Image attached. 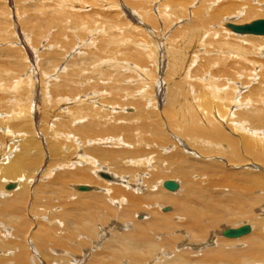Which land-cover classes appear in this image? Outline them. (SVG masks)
Segmentation results:
<instances>
[{
    "label": "bare ground",
    "instance_id": "6f19581e",
    "mask_svg": "<svg viewBox=\"0 0 264 264\" xmlns=\"http://www.w3.org/2000/svg\"><path fill=\"white\" fill-rule=\"evenodd\" d=\"M4 1L0 6L7 13L12 11L7 2L17 9L22 2L27 3L26 0ZM30 1L32 12H36V15L30 14V18L37 20L33 28L41 34V40H45L47 32L52 31L50 38L76 37L77 45L70 47L69 41L64 49L69 46L71 51L57 50L48 60L44 59L43 64L39 63L46 68L42 70L46 72L42 80L34 69L29 75L33 94L30 101L34 103L32 112L35 111L36 123L40 121L42 104H58L59 108L54 113L45 110L49 117L63 115L56 119L53 128L48 125L47 145H44V134H39L37 124L36 127L33 124L31 128L27 127L25 118L13 115L16 111L7 106L8 113L12 109L10 119L16 116L17 119L11 126L9 123L7 126L1 124L3 127L0 129L8 133L12 127L27 137L20 141L21 146L16 147V154L3 165L0 175V180L5 179L0 185V197L2 194L10 196L0 201V248L9 253L8 259L0 264H44L41 259L48 264H264V80L260 79V86L263 85L259 86L260 90L246 89L245 95H241L243 87L237 82L252 83L258 77L256 71H260L257 67L264 69V58H260V55L264 57V35L238 34L228 27V23L245 24L247 19L242 20L243 13L246 18L259 13L263 15L264 0H168L170 7L166 5L167 10L163 9L165 4H157L155 0L150 1L151 5L148 0L138 1L135 9L126 4L133 2L123 0L124 16L132 22L125 21L124 26L128 29L120 34L119 30L123 29H118L119 24L111 20L108 26L110 33L106 31L110 36L106 39L97 36L101 29L96 28V23L88 22L86 16L93 14L82 11L86 6L93 3L100 6L99 3L107 0ZM119 1L108 0L107 3L115 6L120 4ZM214 2L224 3L209 11ZM77 4L80 6L76 7ZM17 9L12 11L15 16ZM154 10L158 20L163 19V22L174 19L172 22L178 24L187 20L185 26L181 23L182 29L176 30L175 38L179 37V40L172 41L170 36L166 37L165 31L158 33V29L155 31L147 23V19L155 18ZM94 14L96 21L99 18L97 13ZM258 19H264V15ZM94 25L96 27H92ZM18 29L20 41L25 45L28 36L22 34L21 27ZM221 29H225L228 35ZM130 33L144 35V39L149 34L156 39L155 43H146L147 48L153 51L151 47H155L157 51L153 55L157 72L155 69L154 76L151 77V72L145 76L150 78L149 82L141 83L139 78L134 81L132 74L135 72L129 70L132 66L128 62L120 64L119 57H105L110 50H120L117 46L119 40L127 39ZM219 34L230 38L215 40ZM211 36L215 41L210 39ZM132 37L125 41V49L136 41L135 36ZM231 39L240 43H232ZM66 40L58 41L66 43ZM93 43L97 45V51L84 54L87 56L85 61L88 66L94 65L91 67L99 71L103 81L99 83L101 90L83 91L82 88L89 84L86 81L81 83L84 81L81 79L98 75L82 73L81 69L87 67L83 68L81 64L85 57L72 59V70L68 69L63 75L60 72L68 56L79 50V45L90 47ZM27 44L28 56L32 60L37 59L38 46L34 48ZM136 44L141 45L139 41ZM199 51L222 53L228 57L219 58L223 63L236 55V62L230 60V64H233L237 75L235 80H223L226 83L223 85L220 75L219 83H213L216 78L209 76L212 80L207 79V83L213 90L206 92L197 88L203 97L195 101L197 96L193 98L189 93L195 89H191L196 84L192 81L200 79V76H195L199 75L198 69L192 67L198 55L203 57ZM139 53L133 50L131 54L139 56ZM207 60L202 59V62L206 64ZM104 63H108L109 68L99 70ZM142 64V68L134 66L143 71L147 67H144L146 63ZM165 67L168 78H160L157 73L165 71ZM57 77L60 80L53 81ZM38 80L42 86L37 85ZM126 82L136 83L130 87ZM14 84L10 85L12 89L17 88ZM237 87L239 96H234ZM109 89L113 92L110 93ZM73 91L75 93L70 95ZM108 93L117 96L116 101ZM42 98L44 102L41 104ZM131 101L136 107L129 113L127 107ZM72 103L79 105L65 111ZM239 106L241 109L236 111ZM234 130L239 132L236 134L232 132ZM22 135L18 134V137ZM220 159L233 167L230 169L233 173L237 171V181L227 190L219 181L223 176L219 171ZM169 177L177 178L176 190L165 188ZM40 181L42 183L37 184ZM9 184H13V188L9 189ZM82 186L87 189H80ZM69 203L72 206H68ZM59 205L62 206L60 211ZM39 206L56 208L53 216L58 213L62 218L58 224L49 221L40 227L35 225L31 235L29 220L34 219L32 216ZM26 216L28 218L25 219ZM246 216L248 221L243 225L229 226L234 219L245 220ZM250 222L256 226L253 233ZM244 225L250 226L249 233L239 237L225 236L229 228ZM114 231L116 234L109 238ZM7 233L11 238L3 239ZM28 241H31V246Z\"/></svg>",
    "mask_w": 264,
    "mask_h": 264
},
{
    "label": "rangeland",
    "instance_id": "374dc122",
    "mask_svg": "<svg viewBox=\"0 0 264 264\" xmlns=\"http://www.w3.org/2000/svg\"><path fill=\"white\" fill-rule=\"evenodd\" d=\"M24 1V0H23ZM34 1V0H33ZM125 1V0H124ZM131 2H133V3H126L127 4V6H131L133 9H135V4L138 2V1H141V0H130ZM150 1L151 0H148V2H149V5H151L150 4ZM156 2H158L157 4H165L164 6H163V9L165 10L166 9V5H168L169 3H168V0H155ZM161 1V2H160ZM5 1L4 0H0V4H2V3H4ZM6 2H7V0H6ZM25 2V1H24ZM26 2L27 3H23L22 2V5H20L19 7H18V9L16 8V7H12V5H9V3L7 2V4H8V7L9 8H11V10L13 11V10H15V9H17L18 11H17V15L19 16V17H17V15L15 16L14 15V13L15 12H12V11H10L9 10V13H7L6 12V10L5 9H3V7H1L0 6V126H2V125H5V126H7V125H9L10 124V126L13 124V122L17 119L16 117L17 116H19L20 115V117L22 116V117H24L25 119L24 120H26V122H27V127L29 126V128H31L32 127V124H33V126L35 125V124H37V130H38V132H39V134L40 135H42V134H44L43 136H44V145H47V137L49 136V131H47V127H48V125H49V127H51V128H53L55 125H56V119L57 118H60V117H62L63 115H55V116H52V117H49L47 114H45L46 112H45V110H47V111H51V113H54V112H56L57 111V108H59L58 107V104L56 105V104H47V106L46 105H43L42 103L44 102L43 100H44V98H45V96H44V94H43V97L44 98H42V100H41V104L43 105H41V107H42V109H41V111H40V121H39V123H36V117H35V111L34 112H32V109H33V104L34 103H32L31 101H30V99H31V97H32V84L31 83H29L30 82V80H29V75L31 76L32 75V73H33V71H32V69H34L35 71H36V74H39L40 76H41V80H42V77L44 76V73H46V72H42V70H45L46 68H45V66H43V65H39V63L40 64H43V62H44V59H46V60H48L49 59V56L51 55L52 56V54H54V52H56L57 50H59V51H62V52H66L67 50L68 51H71V49L69 48V46L70 47H72L71 45H73V44H75L76 42H75V40H77V38L75 37V39L74 38H72V36H68V35H63L64 37H66L65 39L64 38H62V36H59V38H56V37H58V36H56L55 38H50L51 36V32L52 31H50V32H47V36H44V38H45V40H41V34H38L37 33V31H36V29L35 28H33V25H34V23H37V20L36 19H31L30 18V14H35L36 15V12L35 11H33L32 12V10H31V8H33L32 6H30V4L28 3V2H31L30 0H26ZM107 2H108V0H107ZM99 3L100 4V6H95V3H93V4H91L90 6H86L83 10H85V11H82V13H91V14H93V15H88V16H86V18H87V20H88V22H93L94 24L96 23V25H97V27L94 25V26H92V27H96V28H100L101 29V34H100V32H98L99 34H97V36L98 37H103L104 39H106V37L107 38H109V36H110V29H108V28H110V27H108V26H110V21L111 20H114V21H116L119 25H118V29L119 28H122L123 30H119V33L121 34V32L122 31H125V30H127L128 29V27H126V26H124L125 24H126V22L125 21H129V19L127 18V16L125 15L124 16V11H122L123 10V8H122V6H124L125 4H123V0H120L119 1V5H118V3H116L117 4V6H116V4H114L115 6H116V8H115V6H111V5H109L108 3ZM112 2V1H111ZM154 2V1H153ZM164 2V3H163ZM167 4H166V3ZM141 3V2H140ZM155 3V2H154ZM216 5H215V4ZM213 3V6H211V8H210V10L209 11H214L213 9L214 8H216L218 5H219V3L220 2H214ZM221 3H224V2H221ZM220 3V4H221ZM27 4H29V5H27ZM80 4V3H79ZM79 4H77L76 5V7H78V6H80ZM191 4H193V2L191 3ZM98 5V4H97ZM102 5H103V7H102ZM109 5V6H108ZM222 5V4H221ZM224 5V4H223ZM120 6V7H119ZM105 7H107V8H105ZM110 9H109V8ZM114 7V8H113ZM158 7V6H157ZM168 7H170V5H168ZM177 7V6H176ZM92 8H94V9H92ZM113 8V9H112ZM195 8V7H194ZM100 9V10H99ZM107 9V10H106ZM174 9H176L175 7H174ZM91 10H93V11H91ZM96 10V11H95ZM102 10V11H101ZM113 10H115V12L113 11ZM131 10V9H130ZM167 10V9H166ZM19 12V13H18ZM97 13L96 15L98 16L97 17V19L98 20H96L95 21V19H94V17H96L95 16V14L94 13ZM121 12H123V13H121ZM140 12V11H139ZM154 12H155V10H154ZM169 12V11H168ZM107 15H106V14ZM141 14H143L142 12H140ZM22 14V15H21ZM155 14H156V16H155V18L153 19V18H151V19H147L149 22H147L149 25H151L153 28H154V30L156 31L157 29L159 30H157L156 32H158V33H164L163 31H165V33H166V37L168 38L169 36L171 37V39H172V41H175V40H179L180 38L178 37H176L175 38V36H176V30H179V29H182V28H180V27H184L185 26V24H184V22H186L187 20H182V21H180L178 24L176 23V22H172L174 19H168V21L167 22H163L164 20L163 19H161V21L160 20H158L159 18H158V16H157V13L155 12ZM262 14V13H261ZM260 13L259 14H256V15H249V16H247V18H246V16L244 15V13H243V15H242V20H245V19H247L246 21H245V23L246 22H251V21H253V20H255V19H258V18H262V16L264 15H261ZM120 15V16H119ZM10 16H12V17H10ZM106 16V17H105ZM143 16V15H142ZM7 17V18H6ZM22 17V18H21ZM108 17V18H107ZM104 18V19H103ZM16 19V20H15ZM19 19H21V20H19ZM94 19V20H93ZM102 19V20H101ZM125 19V20H124ZM144 19V18H143ZM146 19V18H145ZM156 19V20H155ZM104 20H106V21H104ZM121 20V21H120ZM153 20V21H152ZM171 20V21H170ZM223 20V19H222ZM97 21H98V23H97ZM14 22H15V24H14ZM23 22V23H22ZM130 23L132 22V21H129ZM169 22V23H168ZM31 23V24H30ZM101 23V24H100ZM105 23V24H104ZM145 23H146V20H145ZM162 25H161V24ZM181 23H183V25L184 26H181L182 24ZM25 26H23V25ZM41 24H43L42 22H41ZM100 24V25H99ZM109 24V25H108ZM135 25H139V23H134ZM26 25H28V26H26ZM102 25V26H101ZM175 25H177V26H175ZM18 26L19 27H21L22 29H21V31H22V34H24L25 36H28V37H26V38H28L27 40H26V38H25V43L28 45V46H30V47H37V59H34L33 58V60L30 58V56H28L29 55V53L27 52V50L25 49V45H23L22 44V42L20 41V32H18L19 31V29H18ZM105 26V27H104ZM124 26V27H123ZM139 26H141V25H139ZM161 26H162V28H161ZM172 27V29H171V27ZM174 26V27H173ZM179 26V27H178ZM16 27V28H15ZM126 27V28H125ZM167 29H166V28ZM105 28H107V29H105ZM160 28H161V30H160ZM35 29V30H34ZM99 29V30H100ZM166 30H167V32H166ZM170 30V31H169ZM175 30V31H174ZM225 30V29H224ZM224 30H222L221 29V32L222 33H224L225 31ZM103 31V32H102ZM109 32V33H107V32ZM133 32H137V31H135V30H132ZM17 32V33H16ZM105 32V33H104ZM170 33V34H169ZM175 33V34H174ZM236 33V32H235ZM120 34H118L119 36H120ZM128 34V33H127ZM134 33H130V35L128 36L127 35V39H124V40H119V42H118V44H117V46L119 47V48H121L120 50H112V52H106V59L107 58H109V56H112V57H114V56H116V57H119L118 58V63H120V64H122L123 62H128L131 66H132V68H130L129 70H131V72H132V70H134V74H132V77H134L133 78V80L135 81V80H138V78L139 79H141L142 80V82L141 83H143L144 81H146V82H149V79L150 78H146L145 76H148V72H149V74H150V72L152 73V74H150L151 75V77L152 76H154L155 74L153 73V70L155 71V69H156V72H157V67H156V64H157V62H156V58H155V56L153 57V55H154V53H156L157 51H156V49H155V47H151V48H153L154 50V52L152 51V50H150L149 48H147L146 47V43H149L150 44V42H152V43H155V41H156V39H153L154 38V36H152V35H150L151 36V38L149 39V34H147L148 36H146V39H144V35H142V36H136V35H133ZM224 34H227L226 32L224 33ZM224 34H219V36H215L217 39H215L214 38V36H211L210 37V39L211 40H213V41H215V40H223V39H225V40H228L227 39V35H224ZM30 35V36H29ZM96 35V34H95ZM94 35V36H95ZM173 35V36H172ZM178 35V34H177ZM223 35V36H222ZM232 35V34H231ZM252 35V34H251ZM13 36V37H12ZM97 36H95V37H97ZM130 36L132 37V36H135V39H136V41L138 42H140V44L141 45H138V44H136V41H134V42H132V47L133 46H135V49L134 48H132V47H129V49H125V48H127V46H125L126 45V43H125V41L126 40H128V38H130ZM233 36V35H232ZM232 36H231V38H232ZM173 37V38H172ZM218 37H219V39H218ZM224 37V38H223ZM22 38V37H21ZM31 38V39H30ZM91 38H93V37H91ZM119 38V37H118ZM133 38V37H132ZM139 38V39H138ZM228 38H230V37H228ZM8 39H9V41H11V42H9L8 41ZM19 39V40H18ZM62 39L63 40H66V43H61L60 41H58V40H61L62 41ZM79 39H81V37L79 38ZM131 39V38H130ZM144 39V40H143ZM215 39V40H214ZM233 39H234V37H233ZM41 40V41H40ZM48 40V41H47ZM133 40V39H132ZM43 41H45V43L43 42ZM70 41V45L68 46V48H66V49H64L65 48V44H67L68 42ZM144 41V42H143ZM145 41H148V42H145ZM232 43H238L239 41H233L232 39L230 40ZM10 44H9V43ZM14 42H16V43H14ZM51 42V43H50ZM57 42V43H56ZM141 42H143V45H142V43ZM37 43H39V44H37ZM92 43V42H91ZM145 43V44H144ZM166 43V42H165ZM240 43V42H239ZM1 44H2V46H1ZM6 44V45H5ZM19 44V45H18ZM43 44H44V46H43ZM247 44V43H246ZM5 45V46H4ZM18 47H17V46ZM59 47H58V46ZM77 45V43L75 44V45H73V46H76ZM127 45H128V43H127ZM241 45V44H240ZM41 46H42V48H41ZM97 45L96 44H94L93 43V45L92 46H90V47H88V45H85V46H81L80 47V45L78 46V48L77 49H79V50H77L75 53H73L72 55H69L68 56V58H67V60H65V62L64 61H62V63L64 62L65 63V67L63 68V69H61V71L62 72H60V73H62L61 75H63V73L65 72V71H67L68 69L69 70H72V62H73V60L72 59H76L77 57L78 58H83V57H85L82 61H81V64H82V66H83V68L85 67V66H87V67H85L84 69H81V71H82V73L84 72V74H86V75H89V74H98L97 76H92L91 77V75H89L88 76V78H83V79H81V80H84L83 82H81V83H84L85 81H86V83L87 84H89L91 87H89V85H88V87H84V88H82L83 89V91H91V90H97V91H99V90H101L100 89V86H99V83L100 82H102L103 80H101V76L99 75V71L98 70H94L92 67L94 66H88L86 63V57L87 56H85L86 54H91L90 52H93V51H97L96 50V47ZM151 46H152V44H151ZM170 46H171V44H170ZM40 47V48H39ZM56 47H58V48H56ZM95 47V48H94ZM172 47V46H171ZM234 47H236V45L234 46ZM44 48V49H43ZM56 48V49H55ZM60 48H61V50H60ZM131 48V49H130ZM173 48V47H172ZM208 47H206L205 48V50L207 49ZM40 49V50H39ZM2 50H3V52H2ZM39 50V51H38ZM42 50V51H41ZM85 50V51H84ZM91 50H93V51H91ZM135 51V50H137V51H139L140 53V55L139 56H135V54H131L132 53V51ZM22 51V52H21ZM44 51H45V53H44ZM51 51V52H50ZM53 51V52H52ZM79 51V52H78ZM118 51H121V53L119 54V52ZM144 51V52H143ZM148 51V52H147ZM149 51H152V52H149ZM202 51V50H201ZM1 52L3 53V54H1ZM6 52V53H5ZM26 52V53H25ZM146 52V53H145ZM200 52V51H199ZM204 52L205 51H203V52H200V54L203 56V57H201L200 55H198L197 57L201 60H198V58H197V60H196V63L195 64H193V66L192 67H195V68H197L198 70H196L197 71V74H199V75H195L196 77L197 76H200V79H197V82L196 81H192V79H191V81L193 82V83H196L195 85H192L191 86V89H192V87H194L195 89H194V92L192 93V92H190L189 93V95H191L193 98H195V96H197V98L195 99V101H197L198 100V98H200V97H203L202 96V94L200 93V91H202V90H206V92H210V91H212L213 90V88H212V85H210L209 86V82L207 83V81H209V80H207V79H210V81L212 80L211 78L212 77H214V79L215 80H212L213 81V83L215 82H218L219 83V77L221 76L222 77V79H221V81L220 82H222V84L221 85H223L225 82L223 81V80H227L228 78H231L232 80H235L236 79V70H234V67H233V64H230L231 63V61L230 60H232V61H234L235 59V57H236V55H234V57L233 58H231L227 63H223L222 61L220 62V60H222V59H219V58H228L227 56H225V55H223L222 53H217V52H214V51H209V54H207L206 52H205V54H206V57L204 56ZM23 53H25V54H23ZM50 53V54H49ZM153 53V54H152ZM213 53V54H212ZM6 54V55H5ZM47 54H48V56H47ZM85 54V55H84ZM112 54V55H111ZM144 54V55H143ZM148 54V55H147ZM4 55V56H3ZM27 55V56H26ZM46 55V56H45ZM208 55V56H207ZM210 55V56H209ZM218 55H220V56H218ZM254 55V54H253ZM3 56V57H2ZM38 56H39V60H38ZM45 56V57H44ZM83 56V57H82ZM224 56V57H223ZM41 57H43V58H41ZM48 57V58H47ZM102 57H104V56H102ZM207 57H208V59H210L209 57H212L210 60H207ZM41 58V59H40ZM115 58V57H114ZM260 58H264L263 56H261L260 55ZM23 59V60H22ZM104 59V58H103ZM146 59H147V61H146ZM202 59H204V60H207V62H206V64L204 63V61L202 62ZM214 59V60H213ZM97 60V59H96ZM33 61H34V63H33ZM40 61V62H39ZM209 61V62H208ZM32 62V63H31ZM38 62V63H37ZM198 62L200 63L199 65H201V66H199L198 65ZM234 62H236V60L234 61ZM2 63V64H1ZM142 63H146L145 65H144V67L146 68L145 70H140V69H137L134 65H136V66H138L139 68H142L143 67V64ZM208 63H209V65L210 66H208ZM210 63H212L213 64V66H212V64H210ZM223 63V64H222ZM229 63V64H228ZM215 64V65H214ZM217 64V65H216ZM259 64V63H258ZM35 65V66H34ZM37 65V66H36ZM206 65V67H204V66ZM39 66V67H38ZM209 67V69H208V67ZM211 66H212V68H211ZM34 67H36V68H34ZM104 67V68H103ZM102 67V69H99V70H106L107 68H109L108 67V63H104V66ZM202 67H204L203 69L204 70H201L202 69ZM220 71V72H218V70L216 69V68ZM231 67V68H230ZM254 67H256V65L254 66ZM31 68V69H30ZM38 68V69H37ZM66 68V69H65ZM153 68V69H152ZM252 68V67H251ZM257 68H259V70L260 71H256V74L258 75V77H257V79L255 80V81H253L252 83H249V84H247L246 83V81H240V80H238L237 82L238 83H240L239 85L241 86V87H243V92L241 93V95H245V94H247L246 93V89L247 90H250V89H253V88H255V89H257V90H260L259 88L262 86L263 87V85H261L260 86V79H262V80H264V69L262 68V69H260L261 67H257ZM5 69H7V70H9V71H5ZM30 69V70H29ZM191 70H190V73L192 72V68H190ZM41 70V71H40ZM125 70V69H124ZM147 70V71H146ZM158 70H160V68H158ZM206 70H209V72L208 71H206ZM211 70H213V71H211ZM125 71H127V70H125ZM164 71V70H163ZM161 72V71H158L159 73H157L158 74V76L160 77V76H162L163 78L165 77V76H167V78H168V72H167V68L165 67V71L164 72ZM199 71H201L202 72V74H201V72H199ZM211 71V72H210ZM225 71V72H224ZM19 72V73H18ZM32 72V73H31ZM90 72V73H89ZM204 72H206V73H204ZM255 72V71H254ZM263 72V73H262ZM89 73V74H88ZM213 73V74H212ZM215 73H217L216 75H214ZM118 74H120V73H118ZM21 75V76H20ZM218 75V76H217ZM220 75V76H219ZM14 76V79L12 78ZM211 78H210V77ZM245 76V74L243 75V76H241V79L243 78ZM262 76V77H261ZM16 77V78H15ZM203 77H204V79H203ZM208 77V78H207ZM218 77V78H217ZM23 78V79H22ZM25 78H26V80H25ZM161 78V77H160ZM177 78V77H176ZM227 78V79H226ZM54 79V78H53ZM59 77H57V78H55L53 81H56V82H58L59 80ZM178 79V78H177ZM176 79V80H177ZM202 79V80H201ZM18 81L19 80V82H15V84H14V81ZM24 80V81H23ZM190 80V79H189ZM198 80H199V82H198ZM206 80V81H205ZM9 81V82H8ZM26 81V82H25ZM258 81V82H257ZM22 82V83H21ZM207 83V85L205 84V83ZM258 84H257V83ZM11 83V84H10ZM19 83L21 84V85H19ZM25 85H24V84ZM135 83L136 82H130V83H128V82H126V84L127 85H129L130 87H133V85H135ZM217 83V84H218ZM256 83V84H255ZM13 84H14V87H17L16 89H12L11 87L13 86ZM29 85V87H27L28 85ZM202 84V85H201ZM226 84V83H225ZM244 84H246V86L244 85ZM2 85V86H1ZM10 85H12V86H10ZM37 85L38 86H42L41 84H40V81L38 80V83H37ZM47 85H49V83H47ZM199 85V86H198ZM253 85V86H252ZM10 86V87H9ZM21 86V87H20ZM163 86H166V83H165V85H163ZM190 86V85H189ZM248 86V87H247ZM260 86V87H259ZM167 87H169V84L167 83ZM225 87V86H224ZM20 88V89H19ZM29 89V91L30 92H28V89ZM200 89V91L198 90V89ZM4 89V90H3ZM9 89V90H8ZM11 89V90H10ZM25 89V90H24ZM134 89V88H133ZM144 88H142V90H143ZM189 89V88H188ZM8 90V91H7ZM23 90V91H22ZM115 90V89H114ZM256 90V91H257ZM108 90H106V91H104V92H107ZM139 92H140V90H138ZM192 91V90H191ZM109 92L111 93V92H113L112 90H110L109 89ZM136 92H137V90H136ZM235 92H237V93H234V96L235 95H238L239 96V93H238V87H237V89H236V91ZM75 93V91H73L70 95H73ZM205 93V92H204ZM93 94V93H92ZM92 94H91V96H92ZM109 94V93H108ZM139 94V93H138ZM149 94V93H148ZM39 95H40V93H39ZM95 95V100H96V94H94ZM204 95V94H203ZM109 97L110 96H112L111 98H113L112 100L113 101H116V99H117V96H115L114 94L113 95H108ZM116 98H115V97ZM137 96V95H136ZM140 96H142V93L140 94ZM234 96H233V98H234ZM17 97H19V98H17ZM28 97V98H27ZM30 97V98H29ZM92 97H94V96H92ZM99 97V96H98ZM133 97H135V96H133ZM3 98V99H2ZM14 98V99H13ZM91 98V97H90ZM120 98H121V100L122 101H124L123 99H122V96H120ZM3 100V101H2ZM14 100V101H13ZM19 100H21V101H19ZM10 101H11V103H10ZM17 101H18V103H17ZM30 102V103H29ZM4 103H6V104H4ZM16 103V104H15ZM90 103H93V101H91L90 100ZM131 103L132 104H130L129 105V107H127V108H129V109H127V111L130 113L131 111H134V109H135V107H136V104H134L133 105V103H135V102H133V101H131ZM8 104V105H7ZM11 105V106H10ZM56 105V106H55ZM77 105H79V104H74V103H72V104H68L67 105V109H65V111H67L68 109H69V107H72V106H77ZM95 105L97 106L98 105V103H95ZM7 106H9L10 108H12V109H14L15 111H16V113L15 112H13V115H15V114H17V116L16 117H14V118H11L10 119V117H11V110H9V113H8V111H7ZM18 108H17V107ZM66 106V105H65ZM65 106H64V108H65ZM241 107H243L242 105H240ZM239 106V107H240ZM15 107V108H14ZM22 107V108H21ZM119 107V106H118ZM132 107V108H131ZM152 107V106H151ZM232 106H230V108H231ZM241 107L240 108H233V109H237L236 111H238L239 109H241ZM24 108V109H23ZM27 110H26V109ZM119 110H122V109H119ZM125 110V109H124ZM123 110V111H124ZM26 112V113H25ZM22 114V115H21ZM27 115V116H26ZM31 115V116H30ZM30 116V117H29ZM44 116H47L48 118L47 119H45L44 118ZM233 116H235V115H233ZM29 117V118H28ZM226 118H228V117H226ZM28 120V121H27ZM46 121V122H45ZM17 122V121H16ZM6 123V124H5ZM9 123V124H8ZM44 123L46 124V126L44 127ZM2 124V125H1ZM232 125V124H231ZM231 125L229 124V126L231 127ZM3 127V126H2ZM35 127H36V125H35ZM166 127V126H165ZM10 129H11V131H8V133L6 132V131H3L4 129L3 128H1L0 129V175H1V173H2V171H3V165L4 164H7V163H9V161H10V159H11V157H12V155H14V154H16V152H17V150H16V147H19V146H21V145H19V144H21V142L20 141H23V140H25L26 139V135H22V133H20L19 131H15V129L14 128H12V127H10ZM166 129H167V127H166ZM168 130V129H167ZM34 131V130H33ZM15 132V133H14ZM42 132V133H41ZM232 132H235V130L234 131H232ZM239 131H237V133H238ZM34 133H35V131H34ZM47 133H48V135H47ZM236 133V132H235ZM236 133V134H237ZM18 134H21L22 136H20V137H18ZM34 135H38V134H34ZM40 138V137H39ZM41 138H42V136H41ZM46 149H47V152H48V150H49V148L48 147H46ZM7 152V154H5ZM5 154V155H4ZM221 164L219 165V168H220V174H223V176H222V178L219 180V181H221V183H222V187H224V190H227L228 188H229V186L232 184V183H234V182H236L237 181V175L235 174V173H233V171L232 170H230L231 168L233 169V167L232 166H228L227 164H226V162L225 161H223V160H221L220 159V161H219ZM223 165V166H222ZM227 165V166H226ZM247 166H249L248 164H247ZM106 170V169H105ZM234 170H236V169H234ZM12 180H18V178H11ZM169 180H172V179H174V181H176L178 184H179V182L177 181V178H174V177H169L168 178ZM222 179H223V182H222ZM97 180L98 181H101L100 179H98L97 178ZM167 180V179H166ZM2 183H0V185H3L4 184V182H5V179L4 178H1V180H0ZM39 183H42V181H40V182H38L37 184H39ZM224 183V184H223ZM78 184H81V183H77V185ZM81 185H90V184H81ZM97 185V184H96ZM99 185V184H98ZM80 191V190H79ZM2 197H0V201L5 197V198H9V197H6V194H2L1 195ZM72 206V203H69L68 204V206ZM169 205V204H168ZM67 206V207H68ZM61 205H59L58 206V208H59V210L58 211H60L61 210ZM168 208H170V207H168ZM169 210H171V209H169ZM57 211V209L56 208H54V207H48V208H46V207H44V206H39V207H37V209H36V211H35V214H33V218L34 219H32V220H29V223H30V227H31V229H29V233H31V235H32V231H35V225H37L38 227H40L41 225H44V224H46L47 222L49 223V221L50 222H53V223H56V224H58V223H60V219L62 218V217H59V214L57 213L56 214V217H54L53 215H54V213ZM32 213H33V211H32ZM254 213H256V212H254ZM142 214V213H141ZM252 214H250L249 215V217L251 216ZM256 215V214H255ZM26 218H28V216H26L25 217V219ZM245 218H247V219H245L244 220V218H240V219H234V221H232V222H230V224H229V226H232V227H236V226H238L240 223H241V225H243V223L244 222H246V221H248V216H246ZM34 221H37L38 223H36V222H34ZM251 224H249V225H251V227H252V229H253V231L251 232V233H253L254 232V230H255V224L254 223H252V222H250ZM0 228H2V226L0 225ZM14 232V231H13ZM115 233H113L112 235H110V236H108L109 238H112V236H114L115 234H116V231H114ZM1 235V234H0ZM3 239H6V240H8L7 238H11V235L9 234V233H7V234H5V236H3L2 237ZM25 240H27V237H25ZM29 242V245H30V242L31 241H28ZM31 246V245H30ZM6 253V254H5ZM7 256H9V253L7 252V251H5V249L4 248H0V262H2L3 260H7L8 258H7ZM3 257V258H2ZM41 261H43V263L44 264H48V262L45 260H43V259H41ZM56 264V263H55Z\"/></svg>",
    "mask_w": 264,
    "mask_h": 264
},
{
    "label": "water",
    "instance_id": "95a60500",
    "mask_svg": "<svg viewBox=\"0 0 264 264\" xmlns=\"http://www.w3.org/2000/svg\"><path fill=\"white\" fill-rule=\"evenodd\" d=\"M228 27L238 34L264 35V19L253 20L252 22L245 24L228 23ZM164 186L169 190H176L178 188V184L173 180L166 181ZM7 187L9 189L13 188V184H9ZM80 189L86 190L87 188L82 186ZM249 232L250 226L244 225L239 228H229L224 234L227 237H239Z\"/></svg>",
    "mask_w": 264,
    "mask_h": 264
}]
</instances>
